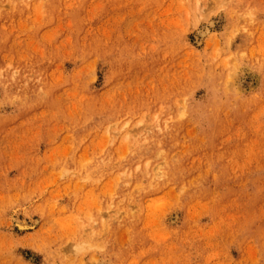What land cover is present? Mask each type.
Instances as JSON below:
<instances>
[{"label": "rangeland", "instance_id": "1", "mask_svg": "<svg viewBox=\"0 0 264 264\" xmlns=\"http://www.w3.org/2000/svg\"><path fill=\"white\" fill-rule=\"evenodd\" d=\"M0 264H264V0H0Z\"/></svg>", "mask_w": 264, "mask_h": 264}, {"label": "bare ground", "instance_id": "2", "mask_svg": "<svg viewBox=\"0 0 264 264\" xmlns=\"http://www.w3.org/2000/svg\"><path fill=\"white\" fill-rule=\"evenodd\" d=\"M206 31H198L197 34L194 36L195 42L198 43L205 36ZM14 225L18 231H25L27 229H32L33 227H35V224L34 225H28L25 223H18V222H15Z\"/></svg>", "mask_w": 264, "mask_h": 264}]
</instances>
